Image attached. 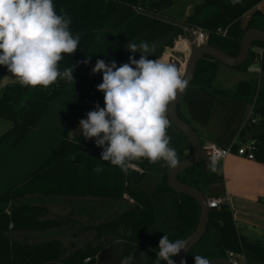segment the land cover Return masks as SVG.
Here are the masks:
<instances>
[{
	"label": "trees",
	"instance_id": "trees-1",
	"mask_svg": "<svg viewBox=\"0 0 264 264\" xmlns=\"http://www.w3.org/2000/svg\"><path fill=\"white\" fill-rule=\"evenodd\" d=\"M262 1L203 0L196 4L191 17L178 19L164 13L173 5V0H53L57 14H62L63 9V13L71 18V32L80 36L77 51L72 55L62 54L63 59L59 62L60 71L73 67L75 84L58 79L47 89L40 86L32 89L19 83H8L2 88L0 119L11 122L12 126L0 136V170L14 171V167L6 166L5 161L16 151L18 154L25 142L30 146L31 139L41 135L52 122L40 128L50 116L61 110H66L65 114L69 116L62 115L64 124L57 121L44 150L34 148L30 153L29 169L24 175L5 185L0 179V264H93L97 260L94 256L103 254L115 239L122 241L120 260L141 249L143 264H155L159 240L164 232L175 241L194 231L199 217L198 205L192 198L177 194L168 187L166 173L169 167L162 166L163 162L133 161L130 165H136L139 170L129 168L123 172L101 159L103 149L97 147L95 141L68 137L79 126V120L94 110L95 104L104 105V94L97 90V85L102 83V73L92 74L91 69L96 63L92 58L87 64L83 61L89 59L96 45L100 48L102 60L106 63L115 60L119 67L129 62V56L140 58V52L131 53L127 47L130 42L139 44L141 41L154 46V51L147 58L159 60L165 49L174 46L177 37L188 36L195 29L207 32L205 44L229 56H236L244 32L250 29L264 31V14L255 9ZM248 13V21L242 26V17ZM218 28H227L226 37L215 34ZM251 47L264 48V43L253 42ZM254 59V52L249 50L247 61L237 69L246 70ZM216 65L217 62L209 57L197 63L187 91L193 95L187 96L185 102L205 109L208 102L200 103L194 98L202 96L248 105L256 95L253 118L257 124L240 129L239 138L242 143L254 142V160L264 164V87L257 91L255 80H245L239 82L234 90L215 88L212 82ZM261 68L264 71V54ZM8 73L5 66H0V82ZM76 89H85L89 95L80 97L78 104L74 102L71 109H61L69 103L70 94ZM177 112L189 124L179 109ZM167 135L171 137L170 147L176 149L179 161L187 158L190 145L185 137L171 125L167 128ZM236 148L233 146V150ZM209 163L199 161L178 176L181 183L197 188L204 196L205 189L210 191L206 199L219 197V193L211 192L215 191L212 190L214 186L223 183L221 164L218 163L217 171L212 172ZM97 165L103 167L102 172L93 170ZM152 177L156 178L154 183ZM6 178L8 176L4 174V180ZM33 197L96 200L116 206V212L95 224L80 225L72 237L92 233L91 241L82 246L75 245L73 241L65 244L57 237L31 243L16 236L69 231L77 224L69 215L53 216L52 209L44 203L29 202L28 199ZM229 253L243 256L245 264H264V247L240 234L229 206L223 204L219 209H210L206 232L189 250L186 260L195 264L194 256L200 255L210 262L218 258L227 259ZM88 257L91 261L85 263ZM172 259L175 261L174 257ZM160 264L166 262L160 261Z\"/></svg>",
	"mask_w": 264,
	"mask_h": 264
},
{
	"label": "clouds",
	"instance_id": "clouds-1",
	"mask_svg": "<svg viewBox=\"0 0 264 264\" xmlns=\"http://www.w3.org/2000/svg\"><path fill=\"white\" fill-rule=\"evenodd\" d=\"M61 13L57 14L53 0H0V66H5L21 86L47 89L58 79L75 84L73 67L60 71L59 62L62 54L77 51L80 36L71 32V18L63 9ZM127 50L140 52V58L129 56V62L119 67L115 60L106 63L98 59L91 69L92 74L102 73L97 90L104 94L105 106L95 104L87 118L79 120V131L85 139L95 138L96 146L103 149L101 159L123 172L141 159L174 168L179 158L170 147L166 113L170 102L186 91L188 81L174 64L148 59L154 46L147 42H130ZM89 61L90 57L83 63ZM222 155L218 149L209 153L210 171H217ZM93 170L102 172L103 167L97 165ZM158 249L155 264H175L172 257L186 249V241H172L164 232ZM132 260L133 256L124 257L121 264H131ZM194 260L195 264H210L200 255Z\"/></svg>",
	"mask_w": 264,
	"mask_h": 264
},
{
	"label": "rangeland",
	"instance_id": "rangeland-1",
	"mask_svg": "<svg viewBox=\"0 0 264 264\" xmlns=\"http://www.w3.org/2000/svg\"><path fill=\"white\" fill-rule=\"evenodd\" d=\"M202 1L203 0H173V5L170 8L166 9L164 11V13L167 16H170L172 18L183 19L186 17V14H187L189 7L194 8L196 6V4H199ZM259 11L264 13V2L262 3V5H260ZM194 13H195V8H194ZM247 21H248V16L245 14L241 20L242 26H244L247 23ZM196 30L197 29L192 30V31L194 32ZM185 37H187V36H179V38L177 37L176 41L179 40L180 38H185ZM174 45H175V43H174ZM252 48L253 47H251L250 50H252ZM179 49H181L180 46H179ZM173 52H175V51H171L169 53V55H166L165 57L162 54V59H163V57H164V59L163 60L161 59V61L167 62V59L170 56H172ZM176 54H180V53H176ZM90 58H92V62H95L98 59H101L100 48H98L96 45L94 46V49L91 52ZM180 64H181V71H182L184 69L185 63L183 61H180ZM217 66H218L217 67L218 69L216 68L217 71L215 72V76H214V79L212 82V85L215 88L225 89V90H234V89H236L239 82L245 81V80H250L252 77L256 78V76H257V74H253V72H251L250 70L246 71L243 69L228 68V67L223 66L219 63H217ZM251 67L253 69L259 68L258 62L253 61L251 64ZM7 76H8L7 77L8 81H11L13 83H18L17 80L14 78L12 73H9ZM260 82L262 85L260 84ZM260 82H259V86H258L259 89L261 88V86L263 87V85H264V71H262L260 73ZM78 90H80V91H78ZM84 90L85 89H83V90L82 89H76L74 92L72 91L70 94L69 103H67V105L65 104L61 109H67V108L71 109V107L74 105L73 104L74 102H76L75 104L77 105L80 97L84 98L87 96V94L89 95V93L85 92ZM0 92H1V90H0ZM188 95L189 94L186 92L181 104L183 103V104L187 105V103H185V98ZM181 104L179 105L178 109L181 108ZM186 105H185V107H186ZM104 106L105 105H102L101 108H103ZM57 109H60V108H57ZM189 110L190 109H188V111ZM61 112H58L57 115H56V113L53 114L52 116H50L49 119H47L45 122H43V124L40 127L41 129L45 128L52 121L48 125L47 129H45L42 132L41 135H39L37 137H33L31 139L32 144L30 146L27 145L25 142L22 145L23 146L22 149L18 150V154L16 151V153H14V156H12V158L9 157L5 161L6 166L11 165L14 167V171H6L5 172L4 170H0V179H1L2 184L5 185V183H7V182L14 183L15 181L18 180V178H20V176H22L26 173V171L29 169L28 162L32 157V155L30 153H32L34 151V148L37 150L38 149L40 150V148H42V150H44L46 148L47 139H49L52 136L53 130H55V124L60 122V121L61 122L59 124H64L62 122H64L65 119L62 120L61 117H62V115H66L65 114L66 110L65 111L61 110ZM180 114L183 116V118L187 122L189 121L188 123H190L194 127V130L197 131L196 133H197L198 137L201 139V144H204L205 140L203 139L204 137L201 134L200 130L198 128H196V126L194 125L195 123L190 122L192 120L191 117H190V120H187V118L184 117V115H183L184 113H180ZM55 115H56V118L54 119ZM68 116L69 115H66V118ZM59 124H57V126ZM11 126H12L11 122L4 120V119H0V136L3 135L8 129H10ZM38 132H39V130H38ZM68 137L72 138V139L76 138V137H83L82 133L79 131V126L76 129L72 130L68 134ZM86 140L89 142H92V141H95V138L86 139ZM141 160H139V161H141ZM129 168L137 170V171L139 170V168L136 165H129ZM4 174H6L8 176V178H6L5 180H4ZM97 175L100 176V174H97ZM152 179H153L152 183H154V181H156V178L152 177ZM204 193H205V196H207L210 193V191L205 189ZM125 199H127L128 202H131V199L128 196H125ZM28 201L29 202H36V203H44V204L48 205L52 209V215L53 216L69 215L70 217L75 218V220L77 221V224L73 225L72 229L69 231L62 230L60 232L51 231V232L30 233V234L24 233V234H18L16 236L19 239H25L31 243H36V242L49 240V239H55L57 237V238L61 239L65 244H68V243L73 241L75 243V245L82 246L85 243L91 241L92 233L87 232V233L79 234L77 237H72V233L77 232L78 229L80 228V225H83L85 223L95 224L99 220L103 219L104 217L111 215L114 212H116L115 211L116 206L113 207V205H111V204H105V203H102L101 201H96V200H93V201H85V200L73 201V200H59V199L48 200V199H43L40 197H33V198H29ZM111 244L112 245H110V247H108V249L103 254H101L100 256L97 257V260L93 264H121V260L119 258V252L121 251L120 249H121L122 241L115 239ZM259 244H261V243H259ZM132 256H133V260H132L131 264H143L144 253L141 249H136Z\"/></svg>",
	"mask_w": 264,
	"mask_h": 264
},
{
	"label": "crops",
	"instance_id": "crops-1",
	"mask_svg": "<svg viewBox=\"0 0 264 264\" xmlns=\"http://www.w3.org/2000/svg\"><path fill=\"white\" fill-rule=\"evenodd\" d=\"M263 2L264 0L255 9L259 10ZM250 13L246 15L249 17ZM161 59L162 57L159 60L161 61ZM262 71L261 69L260 73ZM7 75L0 82V90L6 84L13 83L8 81ZM256 78L252 77L250 80ZM189 95L192 96L193 92ZM194 98H197L200 103L206 100L208 105L202 109L196 104L182 103L179 110L180 113H184L187 120H190L191 117L190 122L195 123L194 125L203 135L205 143H214L220 147H228L231 144L238 146L242 143L239 138V130L248 105L219 97L195 96ZM188 109L190 110L188 111ZM192 128L194 129L193 126ZM220 164L223 183L214 186L213 190L215 191L211 193H219L221 197H227L226 205L232 212L240 234L254 242L261 243L264 247V164L234 154L227 156Z\"/></svg>",
	"mask_w": 264,
	"mask_h": 264
},
{
	"label": "water",
	"instance_id": "water-1",
	"mask_svg": "<svg viewBox=\"0 0 264 264\" xmlns=\"http://www.w3.org/2000/svg\"><path fill=\"white\" fill-rule=\"evenodd\" d=\"M193 14L194 8L189 7L186 17H191ZM253 42L264 43V31L250 29L244 32L239 41V50L236 56H229L216 47L207 44H201L199 46H191L189 56L185 61V67L182 71L180 61L177 59L178 54H176V52H173V57L169 58L168 60V63H172L178 68L181 77L187 79L188 81L186 91L184 93L178 94L176 99L170 102L166 116L170 121V125L180 132L187 140L188 144L190 145V155L187 158L180 160L176 167L168 169L166 173L167 185L173 192L192 198L199 208L198 223L194 231L184 238L186 241V249L174 256L175 264H181L182 260L185 262V264H189L186 260V255L205 234L208 222V214L210 211V209L207 207L206 198L201 191L195 187L183 184L178 180V176L181 175L185 170L193 167L199 161H208L209 156L206 150L202 147L201 140L192 126L184 122L178 116L177 109L181 104L187 90L189 89V86L193 80L196 65L201 59L209 57L215 62L228 68H240L247 61L249 57V50ZM235 260L240 264H244L243 259L235 258ZM210 264H231V262L228 259L218 258L211 260Z\"/></svg>",
	"mask_w": 264,
	"mask_h": 264
},
{
	"label": "built area",
	"instance_id": "built-area-1",
	"mask_svg": "<svg viewBox=\"0 0 264 264\" xmlns=\"http://www.w3.org/2000/svg\"><path fill=\"white\" fill-rule=\"evenodd\" d=\"M138 10H140V8H138ZM215 34L221 36V37H226L227 35V28L222 29V28H218L215 32ZM206 36H207V32L203 31V30H197L194 32H190L189 35L185 38H180L179 40L175 41V45L172 48H167L164 50L163 52V56L165 55H169V53L171 51H175L176 53H180L177 55L178 59L180 61H183L185 63L187 57L189 56L190 53V49L191 46H199L201 44H205V40H206ZM179 38V37H178ZM179 46L181 47V49H179ZM252 51L255 54V59L254 61L258 62L259 64V68H252L251 65H249L247 67V70H250L253 73L257 74V78L255 79V82L257 84V91H258V86H259V74L261 71V64H262V56L264 54V48L262 47H253ZM173 56H170L169 58H171ZM167 59V63L168 60ZM256 99V95L253 99V101L248 104L247 106V112L244 118V121L241 124V128L243 129L246 126H252L257 124V120L255 118H253L254 115V102ZM233 146H235L234 144H231L228 147H220L214 143H204L202 144V147L206 150L208 156L209 153L212 152L213 150H222L223 155L222 157L219 159L218 163H220L222 160H224L227 156L234 154L235 156L241 157V158H245L247 160H254V142L249 141L246 143H241L240 145L237 146V148L235 150H233ZM210 161V159L208 160ZM207 202V207L209 209H219V207L223 204H226L227 202V197H216V198H210V199H206ZM235 258H240L243 259V256L241 255H234L229 253L227 259L231 262V264H240L238 261L235 260ZM94 259H97V256H94ZM91 261V257H88L84 260L85 263H89Z\"/></svg>",
	"mask_w": 264,
	"mask_h": 264
},
{
	"label": "bare ground",
	"instance_id": "bare-ground-1",
	"mask_svg": "<svg viewBox=\"0 0 264 264\" xmlns=\"http://www.w3.org/2000/svg\"><path fill=\"white\" fill-rule=\"evenodd\" d=\"M165 56H166V55H165ZM165 56H164V57H165ZM164 57H163V59H164ZM163 59H162V60H163ZM184 67H185V66H184Z\"/></svg>",
	"mask_w": 264,
	"mask_h": 264
},
{
	"label": "flooded vegetation",
	"instance_id": "flooded-vegetation-1",
	"mask_svg": "<svg viewBox=\"0 0 264 264\" xmlns=\"http://www.w3.org/2000/svg\"><path fill=\"white\" fill-rule=\"evenodd\" d=\"M190 96V95H189Z\"/></svg>",
	"mask_w": 264,
	"mask_h": 264
}]
</instances>
